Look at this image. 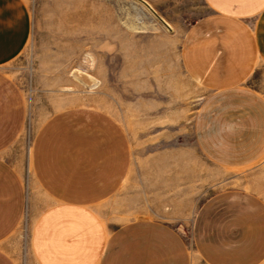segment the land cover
<instances>
[{
    "label": "crops",
    "instance_id": "obj_1",
    "mask_svg": "<svg viewBox=\"0 0 264 264\" xmlns=\"http://www.w3.org/2000/svg\"><path fill=\"white\" fill-rule=\"evenodd\" d=\"M200 2L203 13L188 26L180 56L186 75L205 91L193 126L196 144L211 164L244 169L264 158V89L254 84L264 69V0ZM32 23L27 0H0V264H21L6 242L34 197L7 154L26 126L28 102L5 69L31 39ZM32 150L43 194L35 198L32 264L264 261V198L252 190L213 194L191 228L189 216L158 218L133 199L125 203L120 192L131 173V144L104 110L58 111L41 125Z\"/></svg>",
    "mask_w": 264,
    "mask_h": 264
},
{
    "label": "rangeland",
    "instance_id": "obj_2",
    "mask_svg": "<svg viewBox=\"0 0 264 264\" xmlns=\"http://www.w3.org/2000/svg\"><path fill=\"white\" fill-rule=\"evenodd\" d=\"M27 1L31 39L5 66L28 102L26 126L7 152L34 196L6 242L21 264L26 258L32 264L35 198L43 199L32 170L34 139L66 107L99 108L123 125L132 167L120 193L141 211L158 218L189 216L191 228L215 193L245 188L264 198V158L226 169L211 164L196 144L193 126L205 91L186 75L180 56L188 26L203 13L200 0ZM136 23L139 28H132ZM261 72L254 84L264 89Z\"/></svg>",
    "mask_w": 264,
    "mask_h": 264
},
{
    "label": "bare ground",
    "instance_id": "obj_3",
    "mask_svg": "<svg viewBox=\"0 0 264 264\" xmlns=\"http://www.w3.org/2000/svg\"><path fill=\"white\" fill-rule=\"evenodd\" d=\"M163 23L166 26V28H171V26L166 21H163ZM137 25H138L137 23H136V25H132V28L133 27H134V29L139 28Z\"/></svg>",
    "mask_w": 264,
    "mask_h": 264
}]
</instances>
